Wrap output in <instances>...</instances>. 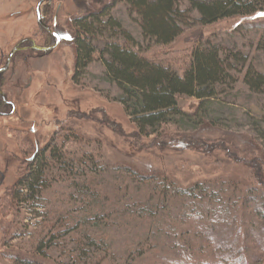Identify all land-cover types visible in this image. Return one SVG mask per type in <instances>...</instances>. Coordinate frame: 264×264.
Returning a JSON list of instances; mask_svg holds the SVG:
<instances>
[{"label":"rangeland","instance_id":"rangeland-1","mask_svg":"<svg viewBox=\"0 0 264 264\" xmlns=\"http://www.w3.org/2000/svg\"><path fill=\"white\" fill-rule=\"evenodd\" d=\"M39 1L0 0V67L21 38L54 43L38 28ZM52 1L42 5V18L57 27L60 44L43 57L19 52L1 82L18 112L0 118V171L5 177L0 264H14L16 256L31 259L18 264H223L216 257L214 262L210 246L199 245L202 240L194 235L205 221L227 233L234 229L238 246L245 252L249 245L262 255L257 264H264L263 247L248 237L254 227L264 238V222L245 205L248 190H264V162L254 149L256 144L264 150V92L244 82L249 69L264 73V15H259L264 4L255 13L208 25L194 21L169 45L146 38L126 0H118L104 17L105 22L109 16L121 22L140 47L152 44L148 56L176 68L206 41L236 66V81L228 79L206 109L215 127L189 128L190 141L175 136L159 143L136 132L119 101L122 90L105 77L101 51L109 42H126L122 29L109 25L99 30L93 61L74 79L75 20L112 0ZM179 5L191 9L190 0H179ZM191 16L197 20L200 13L193 10ZM178 99L191 114L199 104L194 97ZM177 127L170 126L180 132ZM32 128V139L41 148L55 149L62 160L44 169L39 193H23L13 202L29 157L20 150L25 145L17 131Z\"/></svg>","mask_w":264,"mask_h":264},{"label":"trees","instance_id":"trees-1","mask_svg":"<svg viewBox=\"0 0 264 264\" xmlns=\"http://www.w3.org/2000/svg\"><path fill=\"white\" fill-rule=\"evenodd\" d=\"M117 1L107 2L76 19L72 32L75 52L74 79L93 61L96 49L94 37L99 30L103 32L112 25L118 30L122 29L126 42H109L101 51V59L106 68L105 77L122 90L119 101L140 136L157 139L159 143L166 139L170 140L171 137L174 139L175 136L177 139L185 138L190 141L194 136L186 134L189 128L197 130L204 125L215 127V120L206 116V109L218 98L222 85L228 79L236 81L232 73L236 67L232 58L223 56L220 49L211 41L192 49L185 65L180 69L162 59L148 56L146 51L152 44L145 48L140 47L138 41L130 33H126L122 23L112 16L105 22L104 17L109 15ZM126 1L130 11L140 18L143 34L146 38L152 39L154 45L171 44L184 32L185 26L194 21L208 25L223 18L255 13L256 6L264 4V0H190L191 9H183L179 5V0ZM193 10L200 13L199 19L194 20L191 16ZM243 59L246 62V58ZM244 82L250 89L264 92L263 72L249 69L245 73ZM179 96L194 97L199 101L193 114L180 106ZM171 125H177L176 129L180 132H173ZM254 149L259 152L257 156L264 162V150L256 144ZM61 158L62 155L55 149H45L39 154L21 176L19 188L15 190L12 201H18L23 193L24 195L27 193L28 197H34L39 193L45 184L44 169L49 168L52 162L57 164ZM206 190L205 187L204 192H207ZM248 203L254 214L260 218V222H264V190L259 188L248 190L246 209L249 207ZM220 227L216 222L205 221L194 233L197 239L202 240L199 245L210 246L214 262L215 257L223 264H257L262 260V255L251 252L249 245H246V249L251 255L246 256L247 250L244 252L238 246L234 229L227 233V230ZM261 227L264 233V223ZM257 232L259 231L251 227L247 235L255 239L264 250V238ZM20 259L31 262L30 257L16 256L14 264H18L16 262Z\"/></svg>","mask_w":264,"mask_h":264},{"label":"flooded vegetation","instance_id":"flooded-vegetation-1","mask_svg":"<svg viewBox=\"0 0 264 264\" xmlns=\"http://www.w3.org/2000/svg\"><path fill=\"white\" fill-rule=\"evenodd\" d=\"M44 3H46L45 5H51L53 3V1L52 2L46 1ZM43 4H41V7ZM41 10H42V8H41ZM37 17H38V15H37ZM41 17H42V12H41ZM56 22L57 21H55V19H54L55 24H56ZM72 24H73V22H72ZM38 28L43 35L51 36L53 38V41L55 40L54 43L53 44H48V43L38 44V42H36V39L34 37L21 38L18 41V43L16 44V45H19L21 49L18 50L14 54L10 65L12 64L14 57L17 56V54L19 52H25V53H27L26 55L29 57H33L34 54L40 52L41 53L40 57H43V56H46L47 54L52 53L53 50H55L57 48V46L60 44V39H61V35L59 34V32L56 29L57 27L54 29L48 23L44 22L43 18H41L40 21L38 20ZM25 40H27V41L25 42ZM45 48H50V49H45ZM27 56H26V58H27ZM27 59H29V58H27ZM7 60H8V57H7ZM6 63H7V61H6ZM5 65H3V66H5ZM10 65L4 72L0 73V118L11 117L18 112V104H17L16 100H13L8 96L7 92L4 91L2 84H1V82L4 80L3 79L4 73L10 68ZM2 67H0V68H2ZM20 118L21 117L18 118L19 121L21 123H23L25 118H21V119ZM17 132H19V135H20L19 137L21 140V145L22 144L25 145V146H21L20 150L23 149L24 154L29 155V157L25 158L26 163H24V167H26V169H27V168H29L30 164H32L34 162V160L37 159L38 155L41 154L46 148H41L39 143L36 142V140L32 139V134L35 132L33 128L30 131H25V129H21V130H18ZM32 145L35 146L34 149H33ZM47 150H50V149L47 148ZM4 179H5L4 174H2L0 171V187L3 185Z\"/></svg>","mask_w":264,"mask_h":264},{"label":"water","instance_id":"water-1","mask_svg":"<svg viewBox=\"0 0 264 264\" xmlns=\"http://www.w3.org/2000/svg\"><path fill=\"white\" fill-rule=\"evenodd\" d=\"M46 1H52V0H40L39 3H38V6H37V15H38V20L40 21L41 20V4H43L44 2ZM20 46L19 45H16L13 50L10 52L9 56H8V60H7V63L5 66H3L2 68H0V73L1 72H4L10 65L11 61H12V58L14 56V54L20 50ZM45 49H50V48H45Z\"/></svg>","mask_w":264,"mask_h":264},{"label":"snow or ice","instance_id":"snow-or-ice-1","mask_svg":"<svg viewBox=\"0 0 264 264\" xmlns=\"http://www.w3.org/2000/svg\"><path fill=\"white\" fill-rule=\"evenodd\" d=\"M259 15H264V13H259Z\"/></svg>","mask_w":264,"mask_h":264}]
</instances>
